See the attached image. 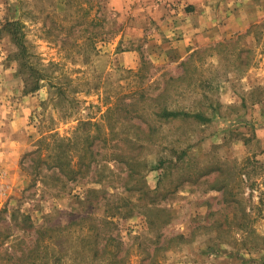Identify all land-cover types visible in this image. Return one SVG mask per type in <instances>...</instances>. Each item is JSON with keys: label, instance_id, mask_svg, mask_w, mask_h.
Segmentation results:
<instances>
[{"label": "rangeland", "instance_id": "obj_1", "mask_svg": "<svg viewBox=\"0 0 264 264\" xmlns=\"http://www.w3.org/2000/svg\"><path fill=\"white\" fill-rule=\"evenodd\" d=\"M190 1L0 0V264H264V14Z\"/></svg>", "mask_w": 264, "mask_h": 264}, {"label": "crops", "instance_id": "obj_2", "mask_svg": "<svg viewBox=\"0 0 264 264\" xmlns=\"http://www.w3.org/2000/svg\"><path fill=\"white\" fill-rule=\"evenodd\" d=\"M193 15L185 23V34L176 44L182 59L201 42L219 41L245 30L264 14V0H191ZM258 14V15H257ZM207 30V31H205Z\"/></svg>", "mask_w": 264, "mask_h": 264}, {"label": "trees", "instance_id": "obj_3", "mask_svg": "<svg viewBox=\"0 0 264 264\" xmlns=\"http://www.w3.org/2000/svg\"><path fill=\"white\" fill-rule=\"evenodd\" d=\"M161 114H163V115H165V117H167L169 114H171V115H176V114H187V113H181L180 111H177V112H175L174 114L173 113H168V111H166V109L165 108H163L162 109V113ZM196 116H198V115H196ZM39 237H41V236H39ZM180 238H182V236H179ZM40 239V238H39ZM107 243H105L103 246H102V250H101V252H105V250H106V248H107ZM96 253H98V251H96ZM112 254V256H114L115 257V254H113V253H111Z\"/></svg>", "mask_w": 264, "mask_h": 264}]
</instances>
